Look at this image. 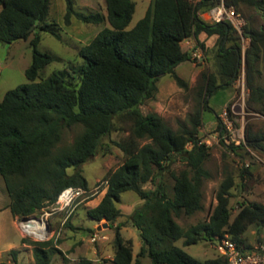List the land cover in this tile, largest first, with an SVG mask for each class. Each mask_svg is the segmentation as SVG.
I'll use <instances>...</instances> for the list:
<instances>
[{
  "label": "trees",
  "instance_id": "trees-1",
  "mask_svg": "<svg viewBox=\"0 0 264 264\" xmlns=\"http://www.w3.org/2000/svg\"><path fill=\"white\" fill-rule=\"evenodd\" d=\"M65 1L64 23L73 19L83 24L98 25L107 21L88 44L79 50V64L45 76L46 68L58 57L39 50L43 34L61 39L56 24L49 21L51 0H0V43L29 41L33 49L32 64L26 69L27 83L9 90L0 99V176L10 195L7 208L18 219L39 217L43 209L53 205L68 187L88 189L81 167L94 157L104 137L114 129L116 117L130 121V136L117 146L124 162L108 172L107 191L100 203L87 210L96 222L106 220L114 228L113 259L95 263L83 259L78 264H225L221 255L198 260L175 243L195 245L202 240L219 242L226 236L247 249L244 234L251 226L264 227V205H243L232 221L230 190L233 178L227 175L216 194L217 205L208 220L184 227L176 219L191 217L204 209L203 181L210 173L203 167L210 149L199 137L204 114L213 111L209 98L231 86L245 63L249 105L264 114L263 72L264 24L260 28L245 27L244 35L251 44L242 56L240 37L229 23L209 24L200 16L221 0H152L145 16L128 29L134 12L133 0H105L107 15L84 13L75 8L74 0ZM240 12L255 10L264 22V0H224ZM34 30L31 31V28ZM205 33L216 37L217 73H204L194 89V108L187 125L174 130L157 114H144L140 106L154 99L158 82L171 76L179 87L187 83L176 70L190 59L182 49L184 40ZM205 50V45L198 41ZM79 127L74 142L61 145L66 129ZM219 130L221 124L218 125ZM264 135L246 129L247 146L264 151ZM190 147V148H189ZM234 152L244 147L231 146ZM185 170L173 174L169 187L160 179L177 159ZM75 172L68 174V169ZM151 183L154 187L143 189ZM126 192L143 201L130 216L140 232L142 246L134 258L133 242L121 235L118 222L122 210L117 204ZM171 192V193H170ZM22 239V243H26ZM35 264H52L58 253L54 240L32 243ZM19 251L10 254L17 262Z\"/></svg>",
  "mask_w": 264,
  "mask_h": 264
},
{
  "label": "rangeland",
  "instance_id": "rangeland-1",
  "mask_svg": "<svg viewBox=\"0 0 264 264\" xmlns=\"http://www.w3.org/2000/svg\"><path fill=\"white\" fill-rule=\"evenodd\" d=\"M53 1L56 3V0ZM76 1H78L77 3L75 2L76 9L84 10V7L82 8L81 5V1L83 0ZM96 1H99L97 8H102L101 5L103 4V0ZM134 2L136 3V9L128 29L133 28L137 22L143 18V14L149 5V0H134ZM240 13L245 19V24L243 26V32L239 33L235 31V35L240 37L239 42L242 47V56L244 60L245 51L251 44V39L244 35L245 27L249 26L250 28L258 29L264 22L261 14L255 10L241 8ZM52 15V23L56 24V31L61 35V39L47 33L42 36L38 47L39 50L42 52H50L58 57V60H55L46 68L45 76L50 75L54 71L64 70L71 64H79L81 62L78 55L80 48L91 42L101 28V25L83 24L79 21H72L70 25H66L64 23V16H60L56 10ZM78 37L80 38L79 40ZM214 58L216 59V57ZM32 61L33 49L29 41H19L11 45L0 43L1 100L4 99L5 94L9 90L28 82L25 71L32 64ZM191 61L193 64H196L194 68L190 69L193 73L198 69V66H200L199 63L202 62L195 61L192 58ZM260 68L263 72L262 82L264 84V61H262ZM204 73L210 74L208 68L201 70L196 81L184 80L187 83V89L179 87L171 76L160 81V84L164 85L165 88H170V84H172L174 87L176 86L178 91L176 95H169L164 100L165 106L161 112L163 113L162 118L174 130H180L184 125H187L188 118L195 105L194 89L197 87ZM243 73L245 79L244 83L240 81ZM238 78L231 86L219 90L215 95L209 98V106L211 104L212 108L217 111H215V113L207 111L204 114L205 119L203 118V125L199 131V137L203 141L211 138L219 130L218 125L220 124V120L218 115L222 109L234 103H236V106L233 117L237 120L236 124L244 122L246 129H249L253 134L264 135V114L256 107H251L249 105L250 92L246 85L244 61ZM240 98H243V104H241ZM157 103L156 94L154 99L147 100L140 106V109L142 112H153L154 114V112H156ZM114 125V131L103 138L97 154L81 167L82 173L89 184V194L86 198L77 203L73 214L63 226L60 221L64 218V214L54 215L59 220L56 226H53L50 222L51 230L54 234L53 236L49 235L47 240L53 239L54 247L58 249V253H55L52 257V264H78L83 259L97 258L100 259V261L95 263H102L103 260L111 261L106 255L113 253L115 238L114 228L102 227L100 232L107 238L92 242L91 236L96 231L92 228L94 221L86 218L85 213H87V210L91 209L100 198L104 197L107 186H105L103 182L108 172L115 170L124 162V153L117 146V143L128 140L130 136V121L125 117H116ZM80 132L81 128L79 127L66 129L61 145L72 144ZM261 143L264 145V140H262ZM244 148L245 149L239 150V152L236 153L232 149H227L220 142H212V145L209 147L210 156L203 166L210 173V177L203 181L202 193L204 209L191 217L182 216L177 218L176 221L180 225L188 227L209 219L217 205L216 194L227 175L233 178V187L230 190L232 221L243 205L252 203L264 205V151L252 146H246ZM176 158L177 159H175L169 169L163 171L160 179H158L154 185H157L158 182L161 181V183L169 187L170 190L171 185H173V174L178 175L181 171L185 170V164L178 159L179 157ZM74 172L75 170L73 168L68 169L69 175ZM152 187L154 186L149 183L144 185L143 189L147 190ZM10 200L11 198L5 182L0 176V256L2 259L0 264H8V261H14L13 256L10 254L12 249L19 251L17 254V262H15L16 264H35L33 256L34 246L32 243L38 240L34 237L23 236L17 225L18 218L14 217L7 208ZM140 200L137 194L126 192L122 195L121 201L117 204L118 208L122 210L123 215L126 216L120 223L123 224V226H129L121 232V235L125 240H131L133 242L134 258H136L140 250L138 243H141V237L139 230L132 225L129 219L130 216L128 215H131L130 213L133 210L141 206ZM42 212L40 214H42ZM74 216L78 219H83L82 222L80 221L81 224L75 225L71 222ZM52 218L50 221H52ZM105 222L106 220H102L100 223ZM58 233L59 235H57ZM243 238L245 239L246 245L251 247L264 244V227L251 226L244 234ZM22 239H26L27 242L25 244L29 247H23L24 243H22ZM175 245L183 248L190 255L201 261L221 256L218 248L219 243L215 241L202 240L195 245L184 247L183 241L179 240ZM104 246L106 247V254L104 253ZM141 261L142 264H151V260L148 257L143 258Z\"/></svg>",
  "mask_w": 264,
  "mask_h": 264
},
{
  "label": "built area",
  "instance_id": "built-area-1",
  "mask_svg": "<svg viewBox=\"0 0 264 264\" xmlns=\"http://www.w3.org/2000/svg\"><path fill=\"white\" fill-rule=\"evenodd\" d=\"M199 16L209 24L226 22L231 24L239 33L243 32V26L245 24L243 15L237 11L234 6L227 5L224 0H221L219 4L205 10L204 12L200 11ZM191 58L198 62H202L204 60V54L201 47L195 45L192 48ZM244 80L243 73L240 81L244 83ZM240 102L243 104V98H240ZM235 106L236 103L227 105L219 113L218 117L221 129L218 130L211 138L203 141L207 147H210L212 142H220L227 149H230L231 146H247L246 126L244 122L236 124L237 120L233 117L235 114ZM103 184L107 186V181H104ZM89 192L90 191L88 189L86 190L81 187L71 186L65 188L59 194L57 201L53 205L43 209V212L39 215V217H29V220H25V218L18 219L17 225L23 236L34 237L38 241L47 240L49 235L53 236L54 234L51 230L50 219L56 214H64V218L61 221V225L63 226L73 214L77 203L86 198ZM31 222H36L38 226L31 227ZM57 235H59V233ZM106 238L107 237L101 234L100 231H95V233L91 236V241L97 242ZM218 243L219 251L226 260L225 264H264V244L247 249L243 245H239L235 241L231 240L228 236L220 240ZM1 260L0 256V262ZM8 264L16 263L15 261H8Z\"/></svg>",
  "mask_w": 264,
  "mask_h": 264
},
{
  "label": "crops",
  "instance_id": "crops-1",
  "mask_svg": "<svg viewBox=\"0 0 264 264\" xmlns=\"http://www.w3.org/2000/svg\"><path fill=\"white\" fill-rule=\"evenodd\" d=\"M194 3H199L201 1L199 0H192ZM75 2L77 3L78 1L74 0V4ZM95 2V3H93ZM134 2V0H133ZM152 0H149V5L148 7L146 8L145 12H144V16L146 14V11L147 9L149 8L150 4H151ZM93 3V4H92ZM135 3V2H134ZM99 4V1H96V0H83L81 1V5H82V8L84 7V10H78L80 12H85V13H101L102 15L106 16L107 15V12H106V6H105V0H103V4L101 5V1H100V5L102 6V8H97ZM80 5V4H79ZM84 5V6H83ZM76 8V7H75ZM135 9H136V3H135ZM57 11L58 14L60 16H64L65 14V10H66V6H65V1L64 0H56V3L55 1L51 0V6H50V14H49V21L52 22L51 20V17L53 16V12L54 11ZM202 12H204L205 10H201ZM135 13V12H134ZM143 16V17H144ZM133 19V18H132ZM57 21V20H56ZM72 21L74 22H78L77 19H73ZM80 22V21H79ZM98 25H101V28L100 30L98 31V33L104 29L105 27H108L109 26V23L107 21L103 22L102 24H98ZM97 33V34H98ZM96 34V35H97ZM95 35V36H96ZM80 38L78 37V40ZM198 41L203 43L205 45V50L202 49L203 51V54H204V60L202 61V63H199L200 66H198V69L192 73V70H190L191 68H194L196 66V64H193L192 61H191V51H192V48L197 45L199 47H201L199 44H198ZM215 42H216V37L213 36V37H208L205 33H202L199 35L198 39H196L195 37H191V38H188L186 40L183 41L182 43V49L185 51V52H188L189 55H190V59L186 62H184L183 64H181L176 72L177 74L179 75V77H181L183 80H191V81H196L197 78L199 77L200 75V72L201 70L205 69V68H208V70L210 71V73H217L218 71V64H217V61L216 59L214 58L215 57V53H216V47H215ZM202 48V47H201ZM167 76H164L162 77L159 82H158V93H157V100H158V103H157V107L155 109L156 112H154V114H158L159 116L163 117V113L162 110L164 109V106H165V102L164 100L169 96H173V95H176L178 93L177 89H176V86L174 87L172 84H170V88H165L164 85H161L160 84V81L163 79L165 80V78H167ZM166 82V81H165ZM211 106V104H210ZM223 107V106H222ZM212 108V106H211ZM214 109V108H212ZM217 111L216 109H214V111H211V112H214ZM144 114H150V113H153V112H143ZM205 119V118H204ZM211 121V120H210ZM213 122V120H212ZM133 193V192H132ZM102 200V198H100V200L92 207H96L100 201ZM140 204L142 205V200L139 201ZM9 209V208H8ZM10 210V209H9ZM134 211V210H133ZM132 211V212H133ZM132 212L130 214H132ZM86 214V218H89L87 216V213ZM129 216V215H128ZM126 216L123 215L122 213V216L119 218L118 222L114 224V227L117 226V224H119L121 222V220L123 218H125ZM90 219V218H89ZM62 221V220H61ZM60 221V222H61ZM79 221V222H78ZM80 221L82 222L83 219H78L76 216H74L72 219H71V222L75 225H78V224H81ZM51 223L53 224V226L57 225L59 223V220L57 219V217H53L52 218V221ZM104 225V223H100V222H96L94 221L93 225H92V228L96 231H100L99 230V227ZM129 226H122L121 227V232H123L124 229L128 228ZM136 228V227H135ZM138 230V229H137ZM141 243H138L140 248L142 246V240L140 239ZM22 246V245H21ZM20 246V248H21ZM23 247H29L28 245H26L25 243L23 244ZM134 249V248H133ZM10 250V249H9ZM104 253L106 254L107 251H106V247L104 246ZM140 251V250H139ZM138 251V252H139ZM108 258H110L111 260L113 259V253L111 254H107L106 255ZM93 262H99L100 259H89Z\"/></svg>",
  "mask_w": 264,
  "mask_h": 264
},
{
  "label": "water",
  "instance_id": "water-1",
  "mask_svg": "<svg viewBox=\"0 0 264 264\" xmlns=\"http://www.w3.org/2000/svg\"><path fill=\"white\" fill-rule=\"evenodd\" d=\"M33 30H34V27L31 28V31H33ZM25 220H29V218H25ZM102 227L108 228L109 225H108L107 222H105L103 226H100V227H99V230H101Z\"/></svg>",
  "mask_w": 264,
  "mask_h": 264
},
{
  "label": "bare ground",
  "instance_id": "bare-ground-1",
  "mask_svg": "<svg viewBox=\"0 0 264 264\" xmlns=\"http://www.w3.org/2000/svg\"><path fill=\"white\" fill-rule=\"evenodd\" d=\"M32 224H31V227H37L38 226V224H36V222H31Z\"/></svg>",
  "mask_w": 264,
  "mask_h": 264
}]
</instances>
